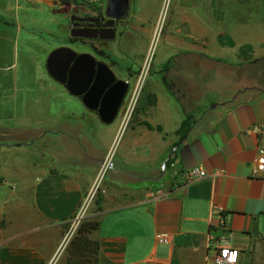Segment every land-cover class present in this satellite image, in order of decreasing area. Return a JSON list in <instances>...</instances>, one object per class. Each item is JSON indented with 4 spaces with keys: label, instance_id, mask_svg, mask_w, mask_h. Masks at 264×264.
Instances as JSON below:
<instances>
[{
    "label": "crops",
    "instance_id": "obj_1",
    "mask_svg": "<svg viewBox=\"0 0 264 264\" xmlns=\"http://www.w3.org/2000/svg\"><path fill=\"white\" fill-rule=\"evenodd\" d=\"M27 1L46 3L69 21L65 44L51 50L71 47L93 54L86 41L72 44L71 39L72 7L84 11L87 6ZM14 3L0 0V11L7 13ZM182 4L165 35V59L150 66L131 115L124 104L110 125L53 79L42 59L41 71L31 66L18 76L17 63L4 58L5 51L19 47L24 26L17 19L0 23V264H69V248L81 226L63 242L87 195L97 190L96 176L107 159L113 165L102 182L100 207L83 220L100 217V228L87 235L99 244L98 264H206L209 234L240 250L238 264H264V173L255 170L264 150V92L237 97V66L225 63L235 76L222 75L223 60L211 57L214 44L224 47L223 18L237 0ZM147 7L130 0L121 34L100 45L105 49L100 60L113 63L124 80L145 65L160 31V15L148 21ZM233 34L229 48L252 47L251 35ZM144 38L150 44L141 66L134 59ZM192 55L211 62L209 68L197 67L198 81L184 80L183 67L179 75L171 67V58ZM206 71L215 78L201 77ZM232 82L226 94L217 90ZM187 88L198 97L200 89L203 99L192 101ZM207 97L215 109H206ZM188 116L194 121L187 131ZM167 163L174 166L162 172ZM194 168L206 170L208 177L185 183ZM159 192L167 196L155 199ZM158 234H167L170 242L158 243Z\"/></svg>",
    "mask_w": 264,
    "mask_h": 264
},
{
    "label": "rangeland",
    "instance_id": "obj_2",
    "mask_svg": "<svg viewBox=\"0 0 264 264\" xmlns=\"http://www.w3.org/2000/svg\"><path fill=\"white\" fill-rule=\"evenodd\" d=\"M11 0H8V3ZM147 3L148 8V21L154 22L157 16L160 15L159 26L160 31L154 37L151 42L149 54L147 55V62L149 66L157 65L159 61L165 59V52L168 42L165 40V35L169 32L174 22L178 18L182 3L184 0H142ZM226 1V0H223ZM71 3H77L72 2ZM12 8H8V12L0 11V23L11 22L12 19H17L18 23H22L24 31L19 40V47L14 53L11 50L5 51L7 53L6 58L10 63H17L18 76H22V72L30 69L31 66L35 67V71H41L42 65L39 60H43L46 66V60L49 54L53 51L57 45L65 44L66 27L69 21L65 19L64 14L55 13V9L51 8L46 3H35L34 5L29 3L27 0H17V3L11 4ZM10 5L8 4V7ZM224 6V5H223ZM253 8V14L251 10ZM10 9V10H9ZM72 10L77 13L80 12V7H72ZM250 10V11H249ZM249 13V14H248ZM162 32L164 33L162 36ZM231 33L237 36H249L253 38L252 47L248 48L246 45L238 46L236 49L229 48L231 42ZM241 39V38H240ZM224 40L223 46L216 45L215 51L211 57L213 60H223L222 62V75H227L231 78L235 76V70L227 69L225 63H231L237 66L236 69V90L237 97L241 99H250L257 96L259 92H264V0H237V7L232 8L231 12L223 18L221 39ZM150 39L144 38L140 42L137 55L134 59L137 64L141 66L142 57L146 55ZM241 44V42H239ZM9 44V43H8ZM242 45V44H241ZM230 52H236L230 55ZM148 53V52H147ZM173 61L171 67L174 68L175 75H179L181 67L185 70V74H181L184 80H191L193 77L194 81L199 80V73L197 67L205 66L209 68L210 61L203 62L198 56H180L178 58H171ZM217 65V63H214ZM218 66V65H217ZM33 70V69H32ZM231 70L230 74H227ZM187 71V72H186ZM33 73V71H32ZM1 75V74H0ZM14 72H8V76L11 77ZM203 78L212 80L214 73L212 71H206L201 74ZM32 76V74H31ZM11 79V78H10ZM202 79V78H201ZM229 88H220L217 90L223 91V95L226 94L228 89L233 90L235 83H229ZM35 86L32 82L30 87ZM210 89V88H208ZM225 89V90H224ZM206 90V89H205ZM230 90V91H231ZM243 90V92H242ZM187 91L193 93L192 101H199L203 99L201 90L199 97L196 96L194 90L187 88ZM195 92V94H194ZM207 92V90H206ZM206 109H210L215 103L211 104L208 97L205 98ZM237 99V98H236ZM219 105V104H218ZM104 165H101L100 170L96 176V187L94 198H88L87 195L86 203L84 208L81 209L79 217L84 216V220L91 212L96 211L99 208V203L103 197L102 182L106 178L107 172L104 175L100 174V171ZM92 173L95 172L91 170ZM108 178V176H107ZM106 178V179H107ZM72 224V223H71ZM83 224V221L79 223L78 228Z\"/></svg>",
    "mask_w": 264,
    "mask_h": 264
},
{
    "label": "water",
    "instance_id": "obj_3",
    "mask_svg": "<svg viewBox=\"0 0 264 264\" xmlns=\"http://www.w3.org/2000/svg\"><path fill=\"white\" fill-rule=\"evenodd\" d=\"M129 10L130 0H108L106 16L111 20L103 24L99 35L88 34L90 31L96 32V29L79 28L78 23L93 21L92 18L83 19L72 15L71 37L114 41ZM46 69L72 96L80 98L88 110L96 112L104 124L110 125L116 120L130 84L128 80L117 79L107 64L97 61L90 53L79 54L71 47H60L48 56ZM216 107L217 104H214L211 108Z\"/></svg>",
    "mask_w": 264,
    "mask_h": 264
},
{
    "label": "built area",
    "instance_id": "obj_4",
    "mask_svg": "<svg viewBox=\"0 0 264 264\" xmlns=\"http://www.w3.org/2000/svg\"><path fill=\"white\" fill-rule=\"evenodd\" d=\"M74 1L79 4H83L85 6H96L100 4L103 0H74ZM149 74H150V66L148 62H146L139 73L136 84L130 89L129 97L125 103L126 114L131 115V113L134 111L142 87ZM112 165L113 164L110 159L105 160L104 165L100 171V174L104 175L107 172V170L112 168ZM173 166H174L173 163L164 164L162 167V172L168 171L169 167H173ZM255 170L256 173H264V150L259 151V155L257 157L255 164ZM207 177L208 174L206 170L201 168H194L189 170L185 174V183H193L198 180L205 179ZM94 194H95V190L93 189V191L89 193L88 198L91 199L94 198ZM162 196H167V194L159 192L153 197L155 199H158ZM86 201L87 199L84 201L81 209L84 208ZM79 213L73 219L71 227L69 229V233L67 234V237L63 242V245L67 242V240H69L68 238L71 237L72 234L78 229L79 223L83 221L82 219L84 218V216L79 217ZM156 241L158 243H169L170 237L167 234H158L156 236ZM239 260H240V250L230 246L226 238L223 237L219 238L213 236L212 234H209V248L206 256V264H238ZM50 264H56V261L53 260V262H51Z\"/></svg>",
    "mask_w": 264,
    "mask_h": 264
},
{
    "label": "flooded vegetation",
    "instance_id": "obj_5",
    "mask_svg": "<svg viewBox=\"0 0 264 264\" xmlns=\"http://www.w3.org/2000/svg\"><path fill=\"white\" fill-rule=\"evenodd\" d=\"M107 5H108V0H103L100 4H98L96 6L85 7L84 11L80 8L81 13L75 12L73 15H76L80 18H83V19L92 18L93 19V21H87L86 20V21H82V22L78 23L79 28L96 29L97 30L96 32L90 31V32H88V34L96 33L99 35L100 30L103 28V24H105L106 22H109L111 20L110 18H108L106 16ZM113 12L116 13L115 11H113ZM124 23H125V21H124ZM124 23H123L122 27H120L121 29L124 28V26H125ZM70 30H72V27ZM119 34H121V31L118 30L117 36ZM71 39H72V44H77L78 42H85L86 41L88 43V46H89L91 52H93L92 55L96 58L97 61H101L100 58L105 55V49L101 48L100 45L103 43L105 44V43L109 42V41H104V40H100V39H82V38H73V37H71ZM107 65L111 69L114 68L113 63L107 64ZM141 69L142 68H140L138 71L129 72L130 76L127 80L129 81L130 88H129L128 93L126 94V97L124 99L122 107L124 106V104L126 103L128 97H129L130 89L136 84ZM168 69H169V66L168 65L165 66V71H167ZM117 79H123V78H121L117 75ZM164 79L166 80V78H164Z\"/></svg>",
    "mask_w": 264,
    "mask_h": 264
},
{
    "label": "trees",
    "instance_id": "obj_6",
    "mask_svg": "<svg viewBox=\"0 0 264 264\" xmlns=\"http://www.w3.org/2000/svg\"><path fill=\"white\" fill-rule=\"evenodd\" d=\"M65 3L71 0H62ZM224 43V40H221ZM233 46V42L229 43ZM248 48L251 46L246 45ZM193 117L188 116L184 122V128L188 131L193 124ZM100 228V217L83 222L78 230L77 236L72 240L69 248V264H98L99 263V244L91 240L87 235ZM86 234V235H85Z\"/></svg>",
    "mask_w": 264,
    "mask_h": 264
}]
</instances>
